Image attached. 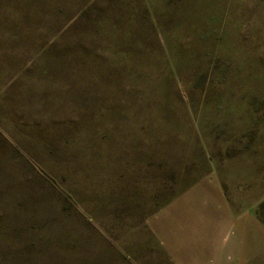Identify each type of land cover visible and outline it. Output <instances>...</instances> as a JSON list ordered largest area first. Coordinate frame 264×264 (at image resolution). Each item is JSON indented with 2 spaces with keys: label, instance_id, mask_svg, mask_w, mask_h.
<instances>
[{
  "label": "rangeland",
  "instance_id": "374dc122",
  "mask_svg": "<svg viewBox=\"0 0 264 264\" xmlns=\"http://www.w3.org/2000/svg\"><path fill=\"white\" fill-rule=\"evenodd\" d=\"M0 264H264V0H0Z\"/></svg>",
  "mask_w": 264,
  "mask_h": 264
}]
</instances>
